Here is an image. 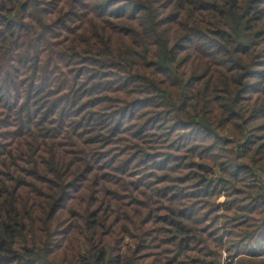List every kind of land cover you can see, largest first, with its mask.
<instances>
[{"label":"trees","instance_id":"obj_1","mask_svg":"<svg viewBox=\"0 0 264 264\" xmlns=\"http://www.w3.org/2000/svg\"><path fill=\"white\" fill-rule=\"evenodd\" d=\"M263 4L0 0V264H264Z\"/></svg>","mask_w":264,"mask_h":264},{"label":"rangeland","instance_id":"obj_2","mask_svg":"<svg viewBox=\"0 0 264 264\" xmlns=\"http://www.w3.org/2000/svg\"><path fill=\"white\" fill-rule=\"evenodd\" d=\"M262 6H264V4L262 5ZM260 70H263V72H264V69H262V68H260ZM251 82H253V81H251ZM257 83L259 84L260 83V81H257ZM250 91H251V89H249L248 91H247V93L249 94L250 93ZM262 135L261 136H263L262 138H264V132L263 133H261ZM251 175L252 176H254V179H256V182L257 183H259V184H263L264 185V171L261 169V167H259V166H254V167H252V173H251ZM246 182H248V180H246ZM221 202L222 201H225V199H222V198H220L219 199ZM249 251V250H251V251H249V252H259V253H261L262 255H263V257H264V247L262 248L261 246H260V249H259V247L257 246V245H255V246H249V248L247 249L246 247L245 248H241L240 250H239V252L240 253H246V251ZM247 251V252H248ZM236 263V258H231L230 260H228V254H227V252L226 251H223L222 252V254H221V258H220V260H219V262H218V264H235Z\"/></svg>","mask_w":264,"mask_h":264}]
</instances>
